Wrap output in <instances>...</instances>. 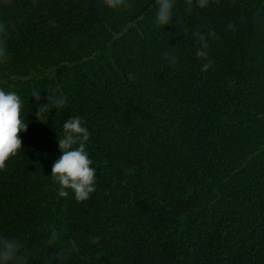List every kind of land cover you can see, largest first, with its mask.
<instances>
[{"label": "trees", "instance_id": "trees-1", "mask_svg": "<svg viewBox=\"0 0 264 264\" xmlns=\"http://www.w3.org/2000/svg\"><path fill=\"white\" fill-rule=\"evenodd\" d=\"M156 10L0 0V88L28 124L0 168V236L27 264H264V0H175L166 27ZM49 97L66 103L39 120ZM77 116L84 202L50 177Z\"/></svg>", "mask_w": 264, "mask_h": 264}, {"label": "clouds", "instance_id": "clouds-1", "mask_svg": "<svg viewBox=\"0 0 264 264\" xmlns=\"http://www.w3.org/2000/svg\"><path fill=\"white\" fill-rule=\"evenodd\" d=\"M114 6L118 0H107ZM175 0H156V23L160 26H168L171 22ZM198 6L203 8L207 0H197ZM201 48L197 50V57L206 58L208 44L204 36L199 37ZM210 65L203 64L202 71H207ZM38 92L33 93L34 98H39ZM48 104H37V118L45 117L46 112L63 106L66 97H59ZM22 100L15 91H5L0 88V168L6 162L22 150L20 133L26 132L28 124L21 116ZM46 118V117H45ZM89 130L83 125L80 117L68 119L63 124V134L59 136L58 145L61 151L51 170V178L59 185L58 196L67 197L74 194L78 202L88 200L95 191L96 170L91 167L93 161L86 151V143L89 140ZM74 145H78L73 147ZM0 264H27L26 256L22 251V244L8 237L0 236Z\"/></svg>", "mask_w": 264, "mask_h": 264}]
</instances>
